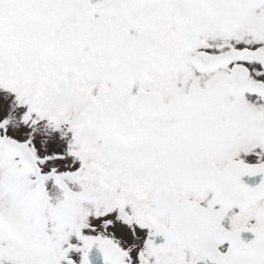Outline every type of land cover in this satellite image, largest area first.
<instances>
[{
	"label": "snow or ice",
	"instance_id": "1",
	"mask_svg": "<svg viewBox=\"0 0 264 264\" xmlns=\"http://www.w3.org/2000/svg\"><path fill=\"white\" fill-rule=\"evenodd\" d=\"M0 264H264V0H0Z\"/></svg>",
	"mask_w": 264,
	"mask_h": 264
}]
</instances>
